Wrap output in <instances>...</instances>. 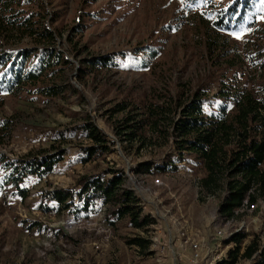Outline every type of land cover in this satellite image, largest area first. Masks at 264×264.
<instances>
[{
  "label": "rangeland",
  "instance_id": "374dc122",
  "mask_svg": "<svg viewBox=\"0 0 264 264\" xmlns=\"http://www.w3.org/2000/svg\"><path fill=\"white\" fill-rule=\"evenodd\" d=\"M230 1H0V53L27 51L35 63L52 48L61 59H52L36 84L0 95V121H9L8 128L0 127V163L2 156L13 160L64 151L51 174L25 177V199L15 194V186L1 183L6 171L0 164V264H159L154 243L143 251L127 239L163 238L168 231L176 237L183 228L202 230L209 247H218L213 235L223 222L218 217L223 192L201 190L204 173L195 160L176 162V170L165 174L137 169L142 161L164 163L174 149L166 129L181 105L197 96L210 113L223 101V83L255 91L263 83L264 0L256 27L245 23L225 31L214 25L210 12ZM43 27L49 37L40 34ZM104 55H111L114 64L89 62ZM49 85L64 89L54 96L40 91ZM85 121L97 125L110 145L107 153L88 160L84 148L93 140L71 131ZM138 126L143 127L137 136L129 138ZM109 168L123 169L125 184L128 175H136L145 186L139 197L157 221L147 230L130 227L127 219L109 233L99 227L71 228L73 216L46 196L54 188L76 186L84 174ZM256 204L253 212L240 211L233 218L245 235L241 253L256 236L264 247V198ZM105 212L97 210L92 218L110 225ZM236 245L223 240L220 249L229 257ZM254 260L240 258L237 264Z\"/></svg>",
  "mask_w": 264,
  "mask_h": 264
},
{
  "label": "trees",
  "instance_id": "16d2710c",
  "mask_svg": "<svg viewBox=\"0 0 264 264\" xmlns=\"http://www.w3.org/2000/svg\"><path fill=\"white\" fill-rule=\"evenodd\" d=\"M261 9V0H231L227 6L212 9L210 13L213 14L214 25L225 31H234L245 23L256 27ZM40 34L49 37L52 33L43 27ZM42 53L48 56L44 58L39 54L35 63H30L32 59L27 51H21L20 55L0 53V95L4 92L16 94L23 84H36L41 80L46 65L52 59H60V54L52 48H45ZM27 59L29 63H26ZM114 60L111 55H104L93 57L89 62L96 66H107L114 64ZM262 77L263 83H260L256 91L241 84L223 83L220 87L223 101L210 113L205 111L202 98L197 96L181 105L177 118H173L166 129L167 137L173 138L174 149L166 154L164 163L154 160L140 162L138 172L165 174L169 169L176 170V162L195 160L204 173L200 178L201 190L210 194L223 192L218 206V217L222 221L233 217L235 210L242 207L246 199L250 203H257L264 198V76ZM63 89V85H49L40 91L54 96ZM154 113L155 110L151 111L152 115ZM8 125L9 121H0V127L8 128ZM142 127L132 130L129 138L136 137ZM71 131L93 140L90 146L84 148L86 160L110 150L106 135L91 121L76 125ZM63 153V150H58L13 160L2 156L0 164L6 172L1 183L12 184L17 189L15 194L25 199L29 194L28 189L22 185L25 177L33 174L44 178L51 174L63 158ZM125 178L123 169L109 168L84 174L78 179L76 186L54 188L46 196L57 204L58 210H67L75 219H88L95 211L100 212L105 208L104 220L110 225L115 226L120 220L127 219L130 227L147 230L157 222L156 218L144 211L141 198L125 184ZM42 206L51 210L48 205ZM244 238L245 235L240 232L232 236L231 240L237 243L236 248L230 251L228 259L219 264H237L240 258L251 260L254 257L252 264H264V247L261 246L259 236L254 237L241 253ZM126 242L145 251L152 240L134 236Z\"/></svg>",
  "mask_w": 264,
  "mask_h": 264
},
{
  "label": "built area",
  "instance_id": "2783aa9c",
  "mask_svg": "<svg viewBox=\"0 0 264 264\" xmlns=\"http://www.w3.org/2000/svg\"><path fill=\"white\" fill-rule=\"evenodd\" d=\"M127 180L129 183L128 186L131 187L138 196L145 189V186L136 175H128ZM155 181L156 183H161L160 178H156ZM256 206V203H250L246 199L243 206L235 210V215L240 211L253 212ZM103 211H105V208L101 210V212ZM234 216L224 220L221 226L215 231L213 235L214 239H219L217 242L218 247L215 250L209 247L208 235L204 234L200 229L189 232L187 229L183 228L179 230L176 237H174L170 231L165 233L163 238L156 236L151 240L156 247V253L158 255L157 262L159 264H219V262L228 259L227 253L220 248L223 240L232 239V236L240 230V227H237V224L233 219ZM70 227H99L101 231L109 233L113 226L99 223L92 217L88 219H75L73 217ZM95 245L97 249L101 248L99 243H95ZM188 253L190 254L188 255Z\"/></svg>",
  "mask_w": 264,
  "mask_h": 264
}]
</instances>
